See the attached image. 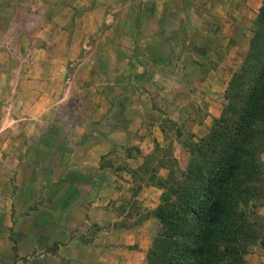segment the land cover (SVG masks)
<instances>
[{
    "label": "rangeland",
    "instance_id": "1",
    "mask_svg": "<svg viewBox=\"0 0 264 264\" xmlns=\"http://www.w3.org/2000/svg\"><path fill=\"white\" fill-rule=\"evenodd\" d=\"M263 3L0 0V264H88L80 244L118 234L147 264L162 194L232 115ZM238 208L250 264L264 198Z\"/></svg>",
    "mask_w": 264,
    "mask_h": 264
},
{
    "label": "trees",
    "instance_id": "2",
    "mask_svg": "<svg viewBox=\"0 0 264 264\" xmlns=\"http://www.w3.org/2000/svg\"><path fill=\"white\" fill-rule=\"evenodd\" d=\"M255 30L241 70L230 82L232 115L224 119L221 136L197 145L186 180L170 185L174 200L167 191L162 194L160 229L146 253L147 264H243L259 237L238 204L264 198V3Z\"/></svg>",
    "mask_w": 264,
    "mask_h": 264
},
{
    "label": "crops",
    "instance_id": "3",
    "mask_svg": "<svg viewBox=\"0 0 264 264\" xmlns=\"http://www.w3.org/2000/svg\"><path fill=\"white\" fill-rule=\"evenodd\" d=\"M105 230L101 232H106ZM135 244L136 239L134 237L125 239L118 234L111 237V240L110 237L99 235V237L91 240V243L89 241L86 244L87 247L82 243L80 245L82 247L81 254L85 255L84 259L88 264H144L145 253ZM76 256L80 257L78 254ZM247 259L250 264H264V248L262 247L254 254L248 255Z\"/></svg>",
    "mask_w": 264,
    "mask_h": 264
}]
</instances>
